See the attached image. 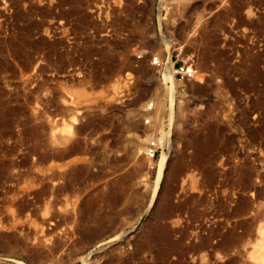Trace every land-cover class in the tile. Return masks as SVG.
I'll return each mask as SVG.
<instances>
[{"label": "rangeland", "instance_id": "rangeland-1", "mask_svg": "<svg viewBox=\"0 0 264 264\" xmlns=\"http://www.w3.org/2000/svg\"><path fill=\"white\" fill-rule=\"evenodd\" d=\"M0 264H264V0H0Z\"/></svg>", "mask_w": 264, "mask_h": 264}, {"label": "built area", "instance_id": "built-area-1", "mask_svg": "<svg viewBox=\"0 0 264 264\" xmlns=\"http://www.w3.org/2000/svg\"><path fill=\"white\" fill-rule=\"evenodd\" d=\"M150 63L158 67L162 66L158 57H152L150 60ZM172 71H173V79H176L179 81H188V80L194 79L197 73L194 65H188L185 63L173 65ZM147 109H148V112H150L152 110V105H148ZM144 124L147 126L150 125V117H146L144 119ZM144 155L147 159L151 161L156 160L159 155V144H158L157 139L154 138L153 136L149 138V140L147 141L145 145Z\"/></svg>", "mask_w": 264, "mask_h": 264}, {"label": "bare ground", "instance_id": "bare-ground-1", "mask_svg": "<svg viewBox=\"0 0 264 264\" xmlns=\"http://www.w3.org/2000/svg\"><path fill=\"white\" fill-rule=\"evenodd\" d=\"M167 159H168V152H164L161 154L159 160L157 161V164H156V181H155V186H154V189H153V193H152V197L155 196L156 192H157V189H158V186H159V183L162 179V175H163V172L164 170L166 169L167 167ZM175 168V167H174ZM176 169V168H175ZM174 170V169H173ZM178 171V170H177ZM173 174V172H172ZM172 176V175H171ZM173 178V177H172ZM172 180V179H171ZM153 201V200H152ZM206 239V238H205ZM206 241V240H204ZM203 241V242H204ZM209 243V242H208ZM206 242V244H208ZM175 245V243H174ZM172 247V246H171ZM174 247V246H173ZM165 254V253H164Z\"/></svg>", "mask_w": 264, "mask_h": 264}]
</instances>
